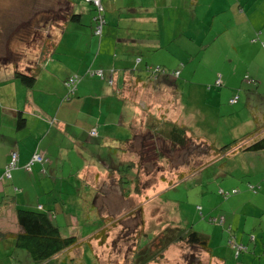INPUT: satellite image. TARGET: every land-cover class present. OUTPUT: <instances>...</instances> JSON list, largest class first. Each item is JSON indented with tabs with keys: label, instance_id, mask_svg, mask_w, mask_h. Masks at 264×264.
Here are the masks:
<instances>
[{
	"label": "crops",
	"instance_id": "crops-1",
	"mask_svg": "<svg viewBox=\"0 0 264 264\" xmlns=\"http://www.w3.org/2000/svg\"><path fill=\"white\" fill-rule=\"evenodd\" d=\"M45 2L44 7L49 9L51 0ZM58 2L60 6L68 7L66 15L70 18L64 16L53 21L49 29H44L46 34L49 32L54 37H51L52 42L48 45L47 54L37 53L38 56L47 58L36 74L34 85L29 90L30 94L28 89H24L23 85L12 77L14 66L9 61L4 63V58L12 56L11 46L6 49L7 55L3 56L0 52V174L11 149L17 152V167H21L28 160L34 149L47 159L43 166L34 163L30 172H25L21 167L12 170L9 179L0 178V264H33L26 250L15 244L14 234L20 231L15 216L17 207L34 209L41 205L43 211L51 214L50 219L57 224L60 233L65 235L62 233L64 227L60 225L63 224V220H69L72 216L60 203L59 207L56 205L55 198L51 201V198L45 195L53 178L45 179L44 175L48 170L56 173L67 170L68 152L61 139L67 128L70 133L66 136L65 142L71 145V156L75 154L73 149L78 148L77 141L86 144L90 150L92 164L82 162L76 169V173L88 169L89 181L95 180L102 185L103 173L127 160L130 162L132 158L125 157L127 153L124 145L130 144L132 138L138 134H144L145 131L148 134L145 117L147 112L166 115L164 109V112L159 110L167 98L163 97V92L173 93L174 86L169 85L178 80L168 81L169 77L157 73L150 75L151 78H155L156 83H147L145 79L149 75L146 71L151 70L153 66L162 70L174 69L173 71H178L177 78L180 76L186 78L197 72L194 68H188L196 48L204 45L196 36L197 7H206L205 11L211 14V22L206 25L207 27L213 26L223 9L233 13L229 22L239 17V21L245 22L247 28L259 25L257 24L259 20L256 22L251 18L248 11L251 12L250 9L258 6L260 0H100L105 22L100 35H95L92 31L94 9L89 2L84 0ZM29 6L34 7V4L31 3ZM29 8L31 7H27L26 10L32 11L31 14L27 13L23 17L19 16L18 7L13 8L17 14L15 35L21 28V20L30 21L25 28L32 27L31 37L39 33L44 34L40 29L36 32V26L33 27L34 10L29 11ZM203 17L202 13L201 26H204ZM260 26L264 28V19L261 20ZM199 34L201 35V32ZM255 34L254 40L251 38L252 33L248 39L251 40V46L260 41L261 49L264 47V31ZM15 35L13 33L12 37ZM4 42H10L11 45L22 44L21 41L12 42L10 39H5ZM24 44L26 45V42ZM21 48L24 47L18 45L16 50L23 51ZM88 70H101L103 77L111 73V84L108 85L104 79L94 75L89 76ZM73 74L79 76L72 94L74 98L71 99L72 95H69L68 99H63L66 88L62 81ZM256 76L259 77V73ZM218 78L222 85V76ZM218 78L214 80L216 85L212 84L207 89L209 94L214 92L212 88L219 86ZM149 80L151 82L152 79ZM146 86L153 91L152 93H159L156 101L149 98L153 104L147 112L143 110L146 104L139 105L142 102L141 91L144 93ZM166 88L169 90H165ZM235 95L238 96L235 103H230L233 96L229 99L232 105L239 100V95ZM66 101L68 104H64ZM18 115L24 118V126L20 129L15 125ZM68 115L74 116L75 120L67 123L65 117ZM175 115L177 117L178 113ZM91 129H95L94 136L88 134ZM150 135L154 137L153 134ZM161 141L169 145L165 138ZM105 149L107 153L115 155L114 161L111 159L112 156L108 157V162L99 159ZM172 149L169 153L178 151L179 146L175 143ZM96 152L99 157L97 161L94 160ZM82 154L81 150V158ZM118 156H122L120 160L117 159ZM116 161L119 163H115ZM109 162L112 164L110 168ZM42 167L46 170L44 174L40 171ZM75 177L78 178V175L75 174ZM57 181L64 182V176ZM259 185L256 191L247 185L248 192L245 194H241L242 190L236 187L237 193L226 195L225 193L230 191L220 188V194L225 197L240 193L241 195L234 198L237 207H240L234 212L226 210L224 214L209 216L208 219L219 224L222 229L221 239L224 236L227 240L232 237L236 242L247 245V251L237 257L230 248L232 258L239 261L236 264H264V183L261 182ZM232 189L235 188L230 190ZM260 189L262 191L258 192ZM94 214L96 219L98 217L103 219L96 212ZM85 215L87 219L93 217L91 214ZM93 227L91 226L84 234L87 236L97 229ZM219 257L221 261L224 260V264H229L225 256L214 255L211 258L219 262ZM53 261L61 264V254H56Z\"/></svg>",
	"mask_w": 264,
	"mask_h": 264
},
{
	"label": "rangeland",
	"instance_id": "rangeland-1",
	"mask_svg": "<svg viewBox=\"0 0 264 264\" xmlns=\"http://www.w3.org/2000/svg\"><path fill=\"white\" fill-rule=\"evenodd\" d=\"M43 2L45 0H0V39L22 42V44L12 43L11 45L10 42L5 43L1 39L0 52L3 56L8 54L6 49L9 46L12 49L10 50L12 56L8 59L4 58V63L13 62L27 72L30 70L28 65L34 63L37 53L43 48L48 49L42 33H39V36L37 34L30 36L32 27L25 28L30 21L21 20V28L15 35L17 14L14 7H18L20 17L26 16L27 13L30 15L32 12L30 9L34 10L33 27L40 18H61L58 11L65 7L60 6L58 0H51L49 9L44 7ZM31 3L34 7L29 6ZM27 7H31L30 12H27ZM205 10L206 7H197L196 11V36L204 45L196 48L193 60L188 66L189 69L194 68L197 72L186 78L174 77L171 74L174 69H164L165 73L162 74L170 78L168 81L178 79L169 85L174 86L173 93L163 92V97L167 98L159 107V110L166 111L165 117L172 120L174 116L176 122L156 125L158 128L165 127L166 132L173 125L187 126L193 133V137L198 139H188L185 146L179 147L176 152L169 153L172 149L170 143L168 141L166 142L169 145L163 143L162 138L151 130L148 134L145 131L144 134L132 136L134 138L130 144L124 145L127 153L125 157L130 156L132 158L130 161L140 166L138 185L141 195L130 190L129 194L123 197L118 183L111 175L102 176L103 184L100 185L95 180L87 179L90 174L88 169L76 173V169L82 162L92 164L90 150L86 144L77 141L78 148L73 149L75 154L71 156V145L65 142L66 136L70 133L69 128L62 135V143L68 152L67 170L60 175L65 177L64 182H56L53 179L49 191L45 193L51 201L55 198L56 205L59 207L60 203L72 216L69 220H63V224L60 225L64 227L62 233L76 235L79 238L85 237L84 233L88 232L91 226L96 229L103 222L101 217L96 219L94 214L96 212L98 216L106 218L107 235L105 239L100 238L98 243L95 241L94 247H90L88 242H83L80 246L70 249L62 256L61 264H103L105 261L124 263L123 258L128 259L132 254L140 231L144 230L143 235L151 237L166 225L208 235L210 252L217 256H225L229 264L239 263L232 258L233 254L230 252V245L226 243V236L221 239L222 229L219 224L210 222L208 219L209 216L221 215L227 211L234 212L240 207H237V203L234 202L235 196L240 193L225 197L220 194V188L230 191L231 188L237 187L242 190L241 194H245L248 192L246 189L248 182L256 186L261 182L264 183V149L240 148L242 144L250 143L262 136L259 135V131H256V118L261 120L260 106L256 100H252L249 104L250 96H252L249 91L256 89L258 93H264V47L260 49L262 47L260 41L251 46V40L248 38L252 33L251 38L254 40L255 32L264 31V28L260 26L261 20L264 19V0H260L258 6L250 9L251 12L248 11L251 18L256 22L259 20V23L257 22L259 25L254 28L251 26L247 28L245 22L239 21V17L229 22L233 13L224 9L213 26L207 27L206 25L211 22V14ZM53 12L54 17L51 14ZM202 13L204 26H201L200 22ZM46 28L49 29V26L47 25ZM13 33L14 37H12ZM46 35L49 37V32ZM29 40L30 42L27 43ZM50 42L52 39L48 43ZM18 45L24 47L21 48L23 51L16 50ZM178 69L180 70V65ZM32 72L37 73L34 70ZM146 72L149 75L145 79L147 83L155 84V78H151L150 73ZM258 73L259 77L256 76ZM220 75L223 84L212 88L214 92L209 94L207 89L215 84L214 80ZM246 77L255 79L258 86L248 84ZM149 79H152L151 82ZM33 85L31 87L23 85V87L28 89L30 94L29 90ZM145 91L144 93L141 91L142 102L139 105L146 104L143 110L147 112L153 104L150 99L156 101L159 93H152L148 86ZM235 94L239 95V100L232 105L229 99ZM72 98H74L73 95ZM64 104H68L67 101ZM175 113H178L177 117ZM65 120L69 123L74 121L75 117L68 115ZM89 136L94 135L89 134ZM232 142L235 144L227 152H220L222 146ZM208 146L211 147L210 153L207 150ZM106 151L107 149L102 151L100 158L96 152L94 160L97 161L99 158L108 162V157L112 156L111 159L114 161L115 155ZM121 157L118 156L117 159L120 160ZM108 164L110 168L112 164L110 162ZM68 174L74 176L77 174L78 181H75L73 175L68 176ZM134 186L133 184L130 188ZM260 191L262 189L258 192ZM85 214H91L93 217L87 219ZM208 258L209 254L200 247L178 243L167 249L164 259L159 264H206ZM217 261L214 259L209 264H215Z\"/></svg>",
	"mask_w": 264,
	"mask_h": 264
},
{
	"label": "trees",
	"instance_id": "trees-1",
	"mask_svg": "<svg viewBox=\"0 0 264 264\" xmlns=\"http://www.w3.org/2000/svg\"><path fill=\"white\" fill-rule=\"evenodd\" d=\"M59 1V0H58ZM67 7V6H66ZM66 7L65 9H60L58 11L59 17L61 19L66 16ZM68 8V7H67ZM52 17H54V12L51 13ZM70 18V17H67ZM73 18V17H71ZM60 19V18H57ZM57 19L53 18H40L38 21H36V32H38V29L44 32V29H46V26L48 25L50 27V24L54 23L53 21H57ZM75 20V18H73ZM45 22V23H44ZM42 25V26H41ZM56 27V26H55ZM57 28V27H56ZM40 31V32H41ZM41 35V34H40ZM39 36V34H37ZM51 37H54L50 35L49 37L44 32L43 37L44 43L49 45V41H51ZM43 49H46L45 51ZM41 49V52H44L47 54L48 49L43 48ZM47 57L44 56H38L36 55L34 60L33 66H28L30 70L25 72L22 69L19 68H13L12 69V77L18 80L22 85L26 87H31L36 79V74L38 73V70L40 69V66L42 62L46 60ZM37 71L36 74L31 71ZM109 72V71H108ZM107 72V73H108ZM149 72V71H148ZM150 73V72H149ZM151 75V74H150ZM100 79H104L108 85L109 83L108 79H111V73L109 75H104L102 72V77ZM112 82V81H111ZM248 84L252 85L255 84L258 86L257 81L253 79L252 82L247 81ZM77 85V84H76ZM217 85H221V82ZM250 94L252 93V96H250L249 104H251L252 100H256V103L260 106L259 110V117L261 120L256 118L257 122V128L256 131H259V135L261 136L258 139L253 140L250 143H244L240 148H243L245 150H259L264 149V93H258L256 89H252L249 91ZM251 107V106H250ZM146 122H147V129L149 131L151 130L153 133L157 134L160 138H165L166 141L170 143L171 146L173 144H177L179 147H183L186 145V141L188 143V139H198L196 137H193V133L189 131V128L187 126L182 125H173L169 128V130L166 132L164 129L165 127L161 126L158 128L156 125L157 123L165 124V123H171V121H174V118L171 120L164 115L158 116L154 113L147 112ZM17 128H22L24 126V118L21 115L17 116L16 123ZM235 144V142L229 143L227 145H224L221 147L220 152H227L230 147ZM209 153L211 152V147L208 146ZM216 151V149H214ZM14 150H10L8 152V160L10 159V153ZM16 153V162L14 165V168L10 169V172L14 169L21 168L25 172H30L31 166L36 163L40 165H44L46 163L47 159L45 157H42V155L39 154L35 149L31 153L28 160L21 165V167H17V152ZM38 153L40 155V160H31L32 156ZM163 156V155H162ZM4 164V167L6 165ZM4 167L2 172L4 171ZM140 169V166L136 162H124L121 163L120 166L115 168H110L108 171L104 173L103 176L111 175L115 178L116 183H118V187L120 190V193L123 197H126L129 194V191L135 192L136 194H142L140 191V186L138 185V171ZM41 173H45V167L41 168ZM1 172V174H2ZM0 174V175H1ZM57 175V177H54L53 175ZM61 173L51 172L48 170V173H46L44 176L45 179L53 178L55 180H58L63 176H60ZM73 175V174H70ZM68 175V176H70ZM75 181H78L76 177L73 175ZM2 180L6 179L4 175H1L0 177ZM65 178V177H64ZM0 179V180H1ZM68 179V178H67ZM72 179V178H71ZM69 179V180H71ZM52 184V181L50 182V186ZM135 185L134 188H130L131 185ZM50 186L48 187L50 189ZM139 188V191H138ZM51 214L48 212H45L42 210V206L38 205L34 209H27V208H21L17 207L15 208V216L16 221L20 227V231L14 234L15 236V244L20 246L21 248H24L26 252L28 253L31 261L33 264H56L53 261V258L56 256V254L60 253L61 256L65 255L70 249L80 246L83 242H88L90 247H94L95 241L100 240V238H104L107 235V226L105 224V219H102V224H99L97 226L98 228L93 231L91 234L78 238L76 235L72 234H61L59 227L55 222H52L50 219ZM75 225V224H73ZM144 230L140 231L137 234L136 237V243H134V248L132 250V254L128 259L123 258V262L117 261H105L103 264H159L161 263L162 259H164V254L167 251V249L172 245H177L178 243H185L187 245L191 246H198L203 251L207 252L209 254V258L206 264H209L210 262H213L214 259L211 257L214 256L212 252L209 251L208 247V235L199 233L197 231H186L183 230L177 226H171L166 225L164 228H161L158 230V232H155L151 237L147 235H143ZM144 237V238H142ZM230 237L229 239H231ZM229 245V242H226ZM246 250L240 251L239 254L247 251V245ZM231 247V245H230ZM232 248V247H231ZM233 250V248H232ZM233 253L235 255V251L233 250ZM238 254V255H239ZM238 255H235L237 257ZM220 258V257H219ZM222 262V263H221ZM215 264H224V260L221 258L219 259V262H216Z\"/></svg>",
	"mask_w": 264,
	"mask_h": 264
},
{
	"label": "built area",
	"instance_id": "built-area-1",
	"mask_svg": "<svg viewBox=\"0 0 264 264\" xmlns=\"http://www.w3.org/2000/svg\"><path fill=\"white\" fill-rule=\"evenodd\" d=\"M85 1L90 2L93 6V9H94V15H93L94 25H93L92 31L95 35H100L101 30H102V26L104 24V16L102 14L103 9H102L100 0H85ZM149 72L151 75H157V73H159V74L165 73L164 70L160 69L159 67L152 68L151 70H149ZM87 73L89 76L94 75V76L99 77V78L102 77V71L101 70H88ZM177 73H178V71H173L172 75L176 76ZM246 78H247V81H249V82L253 81V80L249 79L248 77H246ZM78 80H79V76L76 74L70 75L63 80V85L66 87L67 94L72 93L75 90V87H76ZM108 81H109V83H111V79H108ZM219 83H220V80L218 79L217 84H219ZM65 98H67V95L65 96ZM237 99H238V96L234 95L230 99V102L235 103L237 101ZM89 133L94 135L95 129H91ZM40 158H41L40 155L38 153H35L32 156L31 160L39 161ZM15 162H16V153L14 151H12L10 153V159L6 163L2 175H4L5 177H9V171H10V169L14 168ZM249 187H250V189L255 191L256 188H259V185H257V186L256 185H249ZM236 192H237L236 189H233L231 191V193H236ZM228 242H229V245H231V247L235 251V255H238L240 253V251L246 250V246L244 244L236 242L233 238L228 240Z\"/></svg>",
	"mask_w": 264,
	"mask_h": 264
},
{
	"label": "clouds",
	"instance_id": "clouds-1",
	"mask_svg": "<svg viewBox=\"0 0 264 264\" xmlns=\"http://www.w3.org/2000/svg\"><path fill=\"white\" fill-rule=\"evenodd\" d=\"M85 1V0H84ZM86 2H88V1H86ZM90 3V2H89ZM91 4V3H90ZM92 5V4H91ZM93 7V6H92ZM105 22V21H104ZM93 29V28H92ZM10 62V61H9ZM10 64L11 65H13L15 68H19V69H22V67L20 68V65H15L13 62H10ZM34 65V63L32 62V64H31V66H33ZM19 66V67H18ZM13 67V68H14ZM172 74V73H171ZM70 76V75H69ZM174 77H176V76H174ZM67 78V77H66ZM79 81V80H78ZM78 83V82H77ZM62 84H63V81H62ZM64 86V85H63ZM65 87V86H64ZM66 88V87H65ZM75 89H76V87H75ZM75 91V90H74ZM74 91L72 92V93H69V94H67V91H66V93H65V95L63 96V99H68V97H69V95H72L73 93H74ZM67 95V98H65V96ZM231 103V102H230ZM90 132V131H89ZM90 134V133H89ZM15 152V151H14ZM10 172V171H9ZM2 174H3V172H2ZM1 174V175H2ZM1 177V176H0ZM6 179H9L10 178V173H9V177H5ZM249 185H255V184H248V186ZM259 185V184H258ZM259 187H260V185H259ZM237 191H238V189L237 188H235ZM258 188H256V190H257ZM233 190V189H232ZM232 190H230V192H226L225 194L226 195H230V194H235V193H231V191ZM255 190V191H256ZM237 193V192H236ZM212 221V220H211ZM228 240H230V239H228Z\"/></svg>",
	"mask_w": 264,
	"mask_h": 264
}]
</instances>
